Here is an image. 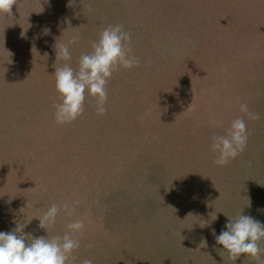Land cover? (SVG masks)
I'll list each match as a JSON object with an SVG mask.
<instances>
[{"label":"rangeland","instance_id":"rangeland-1","mask_svg":"<svg viewBox=\"0 0 264 264\" xmlns=\"http://www.w3.org/2000/svg\"><path fill=\"white\" fill-rule=\"evenodd\" d=\"M14 2L12 18L0 13V231L17 223L51 238L79 219L80 246L69 264H200L204 253L216 264H240L215 243L205 193L219 188L227 166L264 161V0ZM115 24L131 35L129 55L138 63L108 80L103 115L86 95L83 113L57 124L53 73L65 62L55 44L76 39V68ZM241 104L260 118L249 119ZM238 117L247 146L218 166L211 137ZM165 136L181 144L171 150ZM177 150L191 162H178ZM193 181L204 204L186 193L172 207L166 191ZM52 203L69 205L72 215L62 211L42 229L38 219Z\"/></svg>","mask_w":264,"mask_h":264},{"label":"clouds","instance_id":"clouds-1","mask_svg":"<svg viewBox=\"0 0 264 264\" xmlns=\"http://www.w3.org/2000/svg\"><path fill=\"white\" fill-rule=\"evenodd\" d=\"M14 0H0V13L11 17ZM12 18V17H11ZM76 43L73 38L66 43L55 44V57L65 63L54 71L55 90L60 102L53 105L54 120L57 124L70 123L84 111L87 96L96 100V111L103 115L107 101L106 85L113 73L120 68L131 69L137 63L136 57L129 55L131 35L121 24L103 28L99 37L91 42V50L82 54L78 66L71 65L70 46ZM240 111L249 119H259V114L251 112L247 104L240 105ZM248 133L243 118L234 119L224 135L211 137L210 149L215 154V164L224 166L235 159L247 146ZM250 206V198L248 199ZM72 215L67 204L52 203L39 217V227L45 229L55 224L61 212ZM216 219V218H215ZM214 219V220H215ZM26 225L16 223L10 231H0V264H69L73 251L80 246L75 238L83 228V221L76 219L67 224L62 236H35L24 233ZM217 245L227 253L229 260L236 261L241 254L260 259L264 248V223L241 212L227 220L223 230L216 233L212 229ZM81 264H93L92 259H84Z\"/></svg>","mask_w":264,"mask_h":264},{"label":"trees","instance_id":"trees-1","mask_svg":"<svg viewBox=\"0 0 264 264\" xmlns=\"http://www.w3.org/2000/svg\"><path fill=\"white\" fill-rule=\"evenodd\" d=\"M261 137L264 138V134H262ZM165 138L166 136L163 137L162 143L167 144V145L171 143L172 140L167 141ZM156 144H152V146ZM177 144L180 145L181 143H179V141H176V142H173L172 144H169L171 146V150H176ZM185 152L186 151L181 152L177 150L176 155L179 158L178 162H183L185 164L187 162L188 163L191 162L189 153L187 154ZM182 153H185L187 157L181 158L180 154ZM139 161H141V159ZM228 164H230V162ZM150 165L151 164L149 163V166ZM231 165H235V164H231ZM252 166H253L252 168H246L244 166L242 168L243 170H238V171L237 169L230 170L229 167L227 166V168H225L227 171V175L220 178L219 182H221L222 184H220L219 188L214 192V194L207 195L205 193V196H206L205 203H207L206 208H205L207 209L206 215L209 216L210 214H213V216H209V218L206 221V224L214 225L211 228H215L217 230H221V229L223 230V228L221 227H223L226 223V220H224L225 216L231 219L232 217L228 215H231L230 213L232 211H233L232 216H237L241 212V210H242L243 215H250L254 217L256 220H259L260 222L264 223V161L260 160L259 164L257 163L256 165V163H253ZM256 166L258 167V169ZM217 169H219V167ZM194 182L195 181L191 183L187 182L186 189H183V190H178L175 188V190H172L171 193H170V189L166 191L167 194L165 195V197L169 199L172 207L176 206L175 204L173 206V202L178 200L176 199L178 197V194L184 195L187 193V197H189L190 193L191 194L196 193V198L198 202L197 204L203 203V199L205 197V196L203 197L204 191L200 189L194 191L195 186H196ZM201 197L203 198L201 199ZM249 198H250V206H248ZM200 208H201L200 206L197 209L195 208L193 215H195L197 210L200 211ZM214 215L216 217V220H214L215 219ZM210 219L212 220L213 223L210 221ZM218 225L221 227H218ZM261 247L264 248V242L261 243ZM194 250H196V248H194ZM205 254L206 253L202 255V257H205V258H203L204 261H202L200 264H211V262L216 264V262H214L216 257L212 256L210 258V257H207V255ZM238 260L240 261V264H264V252H261L259 260L255 258H248L247 254H241ZM180 261H181V258H178L177 262L181 263ZM184 263L186 264V262ZM164 264H172V263H164ZM219 264H221V262H219ZM237 264H239V262Z\"/></svg>","mask_w":264,"mask_h":264}]
</instances>
